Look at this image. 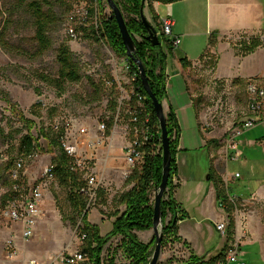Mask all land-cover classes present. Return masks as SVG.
<instances>
[{
  "label": "rangeland",
  "instance_id": "1",
  "mask_svg": "<svg viewBox=\"0 0 264 264\" xmlns=\"http://www.w3.org/2000/svg\"><path fill=\"white\" fill-rule=\"evenodd\" d=\"M52 1L59 22L52 25L48 31L52 47L44 55L39 56L36 54L34 18L27 6H20L19 0H0V264H14L8 257L7 247V239L12 234L17 241V257L21 260L35 259L38 264L53 262L57 264L55 263L57 256L82 250L83 241L79 230L82 222L69 201L70 187L61 185L57 176L54 179H48L44 175L45 167L48 164H55L56 155L61 153L60 147L50 152L49 143L53 139H64L68 146L74 147L81 129L90 127L91 124L96 126L95 128H100V124L105 122L107 129L103 133L107 137L106 144H109L114 139V134L122 131L120 127L115 130L114 117L118 115L122 96H124L122 101L124 103L125 97L129 96L127 90L126 92L122 90L127 87V78L122 77L121 84L116 80V69H121L123 57L104 40L97 41L94 37V30L100 28L101 21L97 19V28L95 26L87 29L78 28L76 37L70 36L67 32L69 16L78 9L90 11L92 6L89 1ZM102 6L105 8L104 14L112 12L106 0L102 1ZM162 7L159 6V9L162 10ZM98 10L101 11L99 4ZM144 12L163 40L161 20L160 22L155 20L154 8L146 6ZM137 39L140 37L137 36ZM224 40L230 43L227 50L230 52L234 50L238 56H243L245 49L242 45L249 41L227 37ZM62 45L69 48L72 60L76 63L82 78L77 83H66L63 88H58L49 80H43L42 77L49 79L58 77L60 70L58 50ZM217 61V54L207 56L206 60L189 72V76L195 80L191 84L192 89L196 90L193 100L202 128L216 137L218 144L214 147L227 149L226 140L234 131L240 130L242 122L250 116L248 111L250 96L248 82L216 78ZM261 86L264 88V81L259 83L258 87ZM98 91V98L95 99ZM114 99L118 102L116 109L111 107V100ZM123 106L124 104L121 107ZM194 115V110H190V125L185 127V133L188 139L194 137L195 144L198 146L193 151L197 157L196 163L204 169L205 165H208L211 151L209 147L200 146V138L194 129V126L196 127ZM120 117L122 122L125 121L127 124L130 115L122 110ZM182 120L184 122L185 119L182 118ZM28 135L35 139L36 146L32 158L25 161L23 169H19L17 163L20 158H25L23 141ZM176 138L177 135L174 134L173 139ZM240 141L242 143V146L239 143L241 159L230 164V173L240 170L245 175L248 170H254L262 175L264 173V124L247 130L245 134L240 135L238 142ZM76 149L81 156L77 147ZM161 155L163 156L162 150ZM93 160L90 159L91 162ZM95 163L97 162L93 161L90 164L87 161L82 170H78L77 175L82 179L80 181L85 182L86 187L89 176L100 175L104 179L106 193L103 196L97 194L93 201L90 198L88 200L89 217L98 221L101 214L105 216L104 219L111 218L112 207L118 206L114 200L127 187L125 183L127 177L122 166L118 179L124 185L120 186L119 181L113 184L104 176V168L100 170V163L98 162L97 165ZM142 166L143 163L139 164L137 169H141ZM14 173H17L16 177ZM108 181L111 182L110 189L106 183ZM35 184L42 185L43 208L36 221L35 235L30 240L24 241L17 225L4 217L3 210L14 202H21L30 187ZM225 211L230 215L227 221L230 237L238 230L245 244L252 235L248 221L249 215L255 213L258 228L262 230L260 232L264 238V196L254 204L253 208L241 200L235 209ZM171 217L169 214L168 222L172 219ZM112 226V222L100 221L101 232L104 235L112 229ZM121 238H116L105 247L103 252L105 261H108L113 251L118 248ZM230 240H227L228 245ZM176 241L169 240L162 247L160 264H183L184 259L180 260L183 253L180 246L176 244L178 247H175ZM154 248L155 245L153 251ZM177 248L180 254L177 255L174 252L169 262L165 257L166 254ZM175 254L178 257L175 258ZM172 258L176 260L173 261ZM116 261L124 263L126 257L118 251Z\"/></svg>",
  "mask_w": 264,
  "mask_h": 264
},
{
  "label": "crops",
  "instance_id": "2",
  "mask_svg": "<svg viewBox=\"0 0 264 264\" xmlns=\"http://www.w3.org/2000/svg\"><path fill=\"white\" fill-rule=\"evenodd\" d=\"M159 6H163L162 10L159 9ZM153 8L159 17V22L163 16L171 13L174 20L172 38L180 39L179 45L174 48L172 53H168L167 94L163 100L165 113L173 108L180 126L173 195L180 205V211L184 212L186 217L178 221L179 240L175 245L180 246L183 253L180 260L188 259L192 252L206 256L207 259L217 256H222L224 259L228 246L227 240L230 237H224L217 230L216 224L227 222L230 215L220 206L215 181L218 179L224 181L228 197H234L237 200L236 207L242 200L244 204L253 208L254 204L264 196V173L261 175L260 172L254 170H248L245 175L240 170L230 173V164L239 161L241 153L240 159L234 160L232 151L224 147V149L214 147L218 144L216 137L202 128L200 117L197 116L193 100L196 90H193L191 86L195 80L189 76V72L206 60L207 56L217 54L218 61L215 66L217 79L248 82V89L251 86L258 87L259 83L264 81V0H180L169 4L154 2ZM225 37L249 41L252 38H258L262 41V45L249 54L238 56L234 50L231 52L227 50L230 43L224 40ZM183 59H187V65H184ZM129 88L131 89L130 86ZM192 109L195 112L196 127L194 126V129L200 138V146L209 147L211 151L208 165H205L204 169H201L196 163L197 157L193 151L198 146L195 144L194 137L188 139L185 133V127L190 125L189 115ZM182 118L185 119L184 122ZM121 123L123 125H120ZM95 127L91 124L90 127L85 128L86 132L80 134L75 146L80 151L81 157L83 156L82 158L90 164L93 161L97 162L96 165L100 163V170L104 168V176L113 184L120 182V186L123 187L124 184L118 179V176H120V169L125 163L124 147L129 140L127 124L120 119L115 130L120 127L119 129L122 131H117L109 144H106L105 133ZM239 138L240 136L238 141ZM239 143L241 141L238 142V145ZM90 159L94 160L91 162ZM236 173H239L240 176L235 177ZM110 181L106 182L110 186L109 189L111 188ZM131 187V184L127 185L122 192ZM117 205L115 208L112 207L113 213L110 219H104L105 216L101 214L100 217L99 214L100 220L94 221L88 215L89 221L99 227L100 221L113 223L117 218L115 213L121 214L125 210L124 205ZM233 209H235L234 206ZM96 210L99 212V209L96 208ZM256 217L255 213L249 215L248 221L251 225L252 235L249 240L245 241V244H243L238 230L235 231V235L242 241V249L244 248L241 257L247 264H264V238L260 232L262 230L258 228ZM17 228L20 231L19 225ZM135 232L139 239L145 243H150L155 235L153 228ZM119 237L121 236L113 238L109 244ZM177 245L175 247H178ZM178 249L167 253L166 259H171L174 252L178 255ZM177 255L175 258L178 257ZM175 258L172 260L175 261ZM223 264L228 263L224 261Z\"/></svg>",
  "mask_w": 264,
  "mask_h": 264
},
{
  "label": "trees",
  "instance_id": "3",
  "mask_svg": "<svg viewBox=\"0 0 264 264\" xmlns=\"http://www.w3.org/2000/svg\"><path fill=\"white\" fill-rule=\"evenodd\" d=\"M88 1L92 6L90 14L101 21L100 28L94 30V37L97 41L101 39L104 40L118 55L128 59L127 49L123 43L117 20L113 17V12L104 14L105 8L102 6L103 0ZM115 1L121 8L128 29L135 39L137 46L136 56L140 58L144 64L150 87L157 98L163 102L167 94L166 67L168 53H172L175 48L173 45V38L170 35L161 33L163 40L159 36V44H155L146 38L148 29L141 18L143 0ZM176 1L180 0H146L144 6H149L153 9L154 2L169 4ZM98 4L100 5V12L98 10ZM19 5L27 6L30 14L33 16L37 48L36 54L39 56L44 55L52 47V40L48 35V31L52 25L59 22L53 1L19 0ZM154 14L155 20H158L159 17L155 13V10ZM137 36H139L140 39H137ZM260 45H262V41L258 38H252L250 41H246L242 45L245 49L242 55L253 52ZM182 61L184 65H187V59H183ZM58 62L60 65L58 77L49 79L43 76V80H49L52 85L58 88H63L66 83H77L81 81V74L78 71L76 63L72 60L69 48L65 45H62L58 50ZM130 63L132 69L138 73L135 85L146 97V105L152 114L154 123L159 125V120L152 101L142 86L138 68L132 60H130ZM98 94L99 91L95 99L98 98ZM111 107L113 109L118 107V102L115 99L111 100ZM166 119L171 142L172 161L168 187L162 200V218L164 223L162 247H164L169 240H179L178 221L186 217V214L180 211V205L173 195L175 188L173 177L177 171L176 154L180 134V126L173 108H170L167 112ZM174 134L177 135L176 139H173ZM49 144L50 152H53L54 148L60 147L61 149L60 155L57 154L55 157V164H52L54 166L53 171L61 185L70 187L71 190L68 195L69 201L73 210L81 217L82 225L79 230L81 237H84L82 239L83 248L81 251L89 254L94 264H148L153 254V246L156 243V237L152 242L145 243L139 239L135 231L150 230L153 228L155 202L153 195L154 191H156V188L161 183L163 175V156L161 155V151H159L157 147L146 146L145 160L142 168L135 169L125 180L126 185L131 184L132 187L122 192L114 200L117 204L124 205L125 210L121 214H119V212L115 213L117 218L113 222V228L107 234L102 235L100 227L89 221L88 200L90 197L86 192V184L84 181H80L82 179L77 175V172L72 169V158L62 147L61 139H53ZM35 146V139L32 136L28 135L24 138L23 152L25 153V157L33 155ZM215 184L217 186L220 202H226L228 206L227 210L230 211L233 209V204L229 201L224 181L218 179L215 181ZM106 189L107 188L104 187L100 188L97 194L103 196L107 191ZM169 214H171L172 219L168 222ZM117 236L122 237L117 246L118 248L113 251L108 261H105L103 259L104 249L110 241ZM118 251H121L126 257V262L118 263L116 261ZM221 260H224L222 256L207 259L206 256L197 255L192 252L190 257L183 261V264H218ZM160 263L161 262H158V264Z\"/></svg>",
  "mask_w": 264,
  "mask_h": 264
},
{
  "label": "built area",
  "instance_id": "4",
  "mask_svg": "<svg viewBox=\"0 0 264 264\" xmlns=\"http://www.w3.org/2000/svg\"><path fill=\"white\" fill-rule=\"evenodd\" d=\"M92 18L94 20H92ZM174 20L172 19L171 13L161 18V33L172 36V26ZM95 26L98 27L97 17H93L89 10L78 9L76 12L69 16V26L67 32L70 36H78V28H89ZM159 35V34H158ZM180 43L178 37H173V45L176 47ZM118 67V66H117ZM119 71L121 73H119ZM122 77L127 78V87L122 89L128 91V97L122 96L118 107V115L114 117L115 127L120 121L121 111L123 110L126 114L130 115L127 121V133L129 141L125 144V163H124V174L128 177L135 169L139 167V164L144 163L145 160V148L146 146L157 147L159 151L162 149V140L160 137V126L154 123L152 114L148 110L146 105V97L142 92L138 90L135 83L138 78V73L132 69V65L129 59L123 58L121 62V69H116V80L121 84ZM115 81V80H114ZM112 81V82H114ZM108 83H111L108 81ZM131 87V89L129 88ZM250 97L248 101V111L250 116L245 119L240 130L234 131L233 134L226 141V148L233 152L232 158L234 160L240 159V151L238 145V137L242 135L247 129L254 127L257 124H264V88L251 86L249 88ZM122 104H124L123 107ZM102 132H105L107 125L105 122L100 124ZM86 132V129H81V133ZM159 135V137H158ZM63 138V137H62ZM62 146L67 154L72 158V169L78 172L79 169L83 168L87 163V160L83 159L78 155L76 147H71L66 144L65 140L62 139ZM160 148V149H159ZM33 155L18 160L17 166L19 169H23L25 161L31 159ZM54 166L48 164L44 169V175L48 179H54L55 174L53 171ZM82 170V169H81ZM17 173H14V177ZM240 174L236 173L235 177H239ZM174 181V178H173ZM107 188L104 185V179L100 175H92L87 179V190L90 200L93 201L97 196V192L100 188ZM16 190L17 187H15ZM21 202H14L9 207L3 210V215L11 222L19 225L21 238L24 241L30 240L35 235V225L38 217L42 213V200H43V188L41 184H35L30 187L28 193ZM229 201L236 207V199L234 197L229 198ZM222 209L227 210L228 206L226 202H220ZM216 228L224 237L229 238V225L228 222H220L216 224ZM84 237H81V240ZM230 244L227 246L225 252V258L223 261H219L218 264H223L224 261L228 264H247V262L241 257L242 254V241L240 237L235 233L230 237ZM16 237L11 235L7 239L8 257L13 261L14 264H38L37 260H21L19 259L16 246ZM18 258V259H17ZM19 260V261H18ZM55 263L57 264H94L89 254L83 251H75L68 254H61L56 257ZM54 264V262L52 263Z\"/></svg>",
  "mask_w": 264,
  "mask_h": 264
},
{
  "label": "water",
  "instance_id": "5",
  "mask_svg": "<svg viewBox=\"0 0 264 264\" xmlns=\"http://www.w3.org/2000/svg\"><path fill=\"white\" fill-rule=\"evenodd\" d=\"M109 7L113 12V17L117 20L120 33L122 36L123 43L127 49L128 59L132 60L137 66L142 86L150 97L155 113L159 120V126L161 131V140H162V149H163V175L162 181L155 191V202H154V216H153V231L156 237V244L153 251V254L149 260L148 264H158L160 261V256L162 252V240H163V218H162V200L163 196L167 190L168 182L171 175V161H172V152H171V142L169 137V132L167 128V119L163 102H161L156 94L152 91L149 80L147 77L146 69L140 58L136 56V42L130 33L124 14L121 8L118 6L115 0H106ZM141 6V18L143 23L148 29V35L146 38L151 40L155 44L160 43L158 32L155 26L147 19L144 9V2Z\"/></svg>",
  "mask_w": 264,
  "mask_h": 264
}]
</instances>
